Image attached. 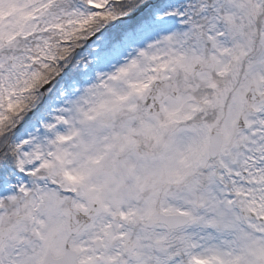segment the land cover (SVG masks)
<instances>
[{"label": "snow or ice", "instance_id": "1", "mask_svg": "<svg viewBox=\"0 0 264 264\" xmlns=\"http://www.w3.org/2000/svg\"><path fill=\"white\" fill-rule=\"evenodd\" d=\"M0 264H264V0H0Z\"/></svg>", "mask_w": 264, "mask_h": 264}]
</instances>
